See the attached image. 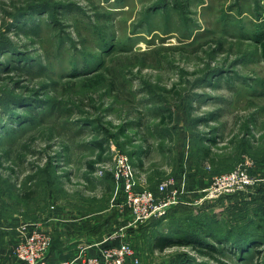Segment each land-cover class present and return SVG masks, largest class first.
Wrapping results in <instances>:
<instances>
[{
  "label": "rangeland",
  "instance_id": "rangeland-1",
  "mask_svg": "<svg viewBox=\"0 0 264 264\" xmlns=\"http://www.w3.org/2000/svg\"><path fill=\"white\" fill-rule=\"evenodd\" d=\"M238 167L258 195L193 192ZM169 178L195 199L136 222ZM62 215L144 264H264V0H0V225Z\"/></svg>",
  "mask_w": 264,
  "mask_h": 264
},
{
  "label": "built area",
  "instance_id": "built-area-1",
  "mask_svg": "<svg viewBox=\"0 0 264 264\" xmlns=\"http://www.w3.org/2000/svg\"><path fill=\"white\" fill-rule=\"evenodd\" d=\"M258 185L259 180L252 177L246 168L238 167L231 172L215 176L207 188L193 192L205 193L206 198H219L235 194L252 197L256 195ZM127 192L129 194L128 207L136 222H148L153 218H162L170 206L187 204L186 196L192 194L177 189L176 182L172 178L167 179L159 186L158 195L149 190L134 193L131 192V186H128ZM59 219L68 221L63 215ZM19 230L21 238L13 248L16 263L53 264L49 254L52 237L47 227L41 221H23ZM102 245L98 252L97 243L80 247L72 258L56 259L54 264H144L137 250L125 242L123 235L118 232L108 236ZM93 250L95 253H92Z\"/></svg>",
  "mask_w": 264,
  "mask_h": 264
},
{
  "label": "crops",
  "instance_id": "crops-1",
  "mask_svg": "<svg viewBox=\"0 0 264 264\" xmlns=\"http://www.w3.org/2000/svg\"><path fill=\"white\" fill-rule=\"evenodd\" d=\"M176 188L179 189L177 186ZM188 198H192V200L195 199L194 196H189L187 194L186 201ZM183 205H190V202ZM61 217L62 216H56L55 219L58 220H55V222L53 223L51 222V225L49 224L47 226V229L51 232L52 242L54 239V243L58 244L57 246L53 247V250L51 252V261L53 264L55 262L54 257H56V259L58 260L70 259L78 252L80 247L94 245L97 243L98 252V249L103 246L102 242L107 238L106 236L101 240H97V238H89L92 234H97V225H90V223L87 222V219L80 218L74 221L71 218L69 219L68 215H63V217H66L68 221H60L59 218ZM20 224V221H16L10 226L0 225V264H17L13 255V248L21 238V233L19 230ZM91 226L93 227L91 228ZM153 248L155 254H162V252L164 253L167 251V248H165L164 250H160L157 247ZM92 253H95V250H93ZM161 264L173 263L167 261Z\"/></svg>",
  "mask_w": 264,
  "mask_h": 264
},
{
  "label": "trees",
  "instance_id": "trees-1",
  "mask_svg": "<svg viewBox=\"0 0 264 264\" xmlns=\"http://www.w3.org/2000/svg\"><path fill=\"white\" fill-rule=\"evenodd\" d=\"M205 153H206V151H205ZM206 154H208V152L206 153ZM202 244V243H201ZM169 245H171L170 244V242L169 241H167V240H165V239H161L160 240V244L158 245V246H156L157 248H159L160 250H164L165 248H167ZM200 246V245H199ZM204 247V246H203ZM202 249V248H201ZM206 249L208 250V252L207 251H203V250H200V253H202L203 255H205V256H209V253L210 252H212V253H218L219 252V250L218 249H216L214 246H211V245H208V246H206ZM49 254H50V250H49ZM50 257H51V255H50ZM54 259L56 260V257H54Z\"/></svg>",
  "mask_w": 264,
  "mask_h": 264
}]
</instances>
